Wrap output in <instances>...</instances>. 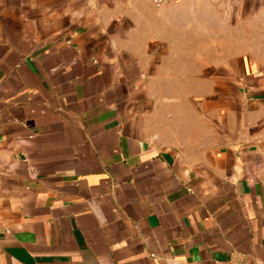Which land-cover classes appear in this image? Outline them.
Instances as JSON below:
<instances>
[{
	"label": "crops",
	"instance_id": "1",
	"mask_svg": "<svg viewBox=\"0 0 264 264\" xmlns=\"http://www.w3.org/2000/svg\"><path fill=\"white\" fill-rule=\"evenodd\" d=\"M0 264H264V0H0Z\"/></svg>",
	"mask_w": 264,
	"mask_h": 264
},
{
	"label": "built area",
	"instance_id": "2",
	"mask_svg": "<svg viewBox=\"0 0 264 264\" xmlns=\"http://www.w3.org/2000/svg\"><path fill=\"white\" fill-rule=\"evenodd\" d=\"M157 2H158V3H161V2H162V0H157Z\"/></svg>",
	"mask_w": 264,
	"mask_h": 264
}]
</instances>
